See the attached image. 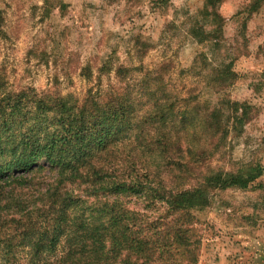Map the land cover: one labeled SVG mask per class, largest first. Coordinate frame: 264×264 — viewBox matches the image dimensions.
Returning <instances> with one entry per match:
<instances>
[{
    "label": "trees",
    "instance_id": "obj_1",
    "mask_svg": "<svg viewBox=\"0 0 264 264\" xmlns=\"http://www.w3.org/2000/svg\"><path fill=\"white\" fill-rule=\"evenodd\" d=\"M221 1L205 0L197 10L204 20L196 15L187 30L213 56L225 40ZM207 60L197 75L207 72V84L223 92L238 76L234 62L207 71ZM25 96L0 90V212L12 210L0 215V264H20L18 248L33 257L24 264H197L193 211L209 206L215 190L245 189L263 174L255 163L212 166L229 133L226 99L211 105L191 89L173 94L163 77L82 102ZM239 108L235 118L244 122ZM46 174L56 179L40 192V206L16 194ZM133 197L166 214L150 218L129 206Z\"/></svg>",
    "mask_w": 264,
    "mask_h": 264
},
{
    "label": "rangeland",
    "instance_id": "obj_2",
    "mask_svg": "<svg viewBox=\"0 0 264 264\" xmlns=\"http://www.w3.org/2000/svg\"><path fill=\"white\" fill-rule=\"evenodd\" d=\"M254 1H221L225 40L213 56L209 43L187 33L205 0H0V90H24L25 100L60 96L82 102L127 82L138 90L144 78L154 84L163 77L173 94L191 89L211 105L225 98L229 133L211 164L233 170L255 163L263 174L248 188L215 190L209 206L193 211L197 264H264V0L257 10ZM206 58L207 71L233 60L238 76L223 92L207 84V72L197 75ZM238 108L246 112L244 122L235 118ZM45 176L16 192L28 199L25 205L43 203L40 192L56 179ZM67 188L85 196L81 186ZM129 206L150 218L166 214L164 208L145 209L135 197ZM12 241L16 250L20 240ZM15 256L20 264L33 260L21 248Z\"/></svg>",
    "mask_w": 264,
    "mask_h": 264
}]
</instances>
